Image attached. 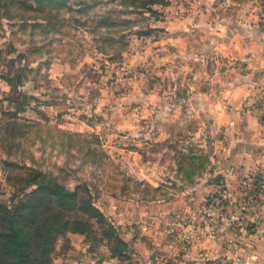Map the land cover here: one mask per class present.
I'll return each instance as SVG.
<instances>
[{"label": "rangeland", "instance_id": "374dc122", "mask_svg": "<svg viewBox=\"0 0 264 264\" xmlns=\"http://www.w3.org/2000/svg\"><path fill=\"white\" fill-rule=\"evenodd\" d=\"M234 83L253 93L239 110ZM260 109L264 0H0V205L42 220L56 186L75 193L47 264H244L198 242L229 204L208 174L222 129Z\"/></svg>", "mask_w": 264, "mask_h": 264}, {"label": "crops", "instance_id": "0c3cea01", "mask_svg": "<svg viewBox=\"0 0 264 264\" xmlns=\"http://www.w3.org/2000/svg\"><path fill=\"white\" fill-rule=\"evenodd\" d=\"M239 85L241 86L238 87ZM231 87L233 89L229 92L228 99L238 108L234 109L239 110V103L248 93L250 86L234 83ZM249 94L253 93L249 91ZM261 113H264V109L254 112V117L247 115L256 120L260 119ZM238 115L240 116L239 113ZM244 126H239L236 121L233 128L227 126L222 129L226 136L221 150L214 155L216 158L212 159L211 171L208 174L223 180L224 196L229 204L222 210L213 211V230L208 236L201 235V241L198 243L208 250V255L231 246L232 255L241 257L244 264H264V192L244 215L245 221L240 227H236L233 221L240 213L237 203L242 197L243 181L255 176H264V120ZM248 193L250 194V189H247L246 194Z\"/></svg>", "mask_w": 264, "mask_h": 264}, {"label": "trees", "instance_id": "16d2710c", "mask_svg": "<svg viewBox=\"0 0 264 264\" xmlns=\"http://www.w3.org/2000/svg\"><path fill=\"white\" fill-rule=\"evenodd\" d=\"M38 189H44V186L40 185ZM36 194L37 192L33 191L29 196V200H34L33 198ZM74 194V191L63 185L56 186L50 192V196L55 198L57 209L52 214L45 215L42 220L35 218L33 214L22 213L20 210L12 212L0 205L3 219L9 225L7 229L0 228V264H47V254L51 243L56 242L59 236L66 233L63 224H57L59 221L57 219H60V216L62 218L61 209L70 208ZM40 201V198H38L34 201V204ZM90 209L99 213L92 205ZM21 220H29L30 222L33 220L35 222L41 221L45 222V224L36 228V235L31 237V235L24 234L22 229L16 224V222H20ZM101 221L98 220L99 223ZM101 231H103L102 235L107 240L112 252L123 259L126 258L129 254L127 243L116 234L113 225L104 223L102 224ZM113 242L116 243L115 246H113ZM119 246L124 247V249L119 248Z\"/></svg>", "mask_w": 264, "mask_h": 264}, {"label": "built area", "instance_id": "2783aa9c", "mask_svg": "<svg viewBox=\"0 0 264 264\" xmlns=\"http://www.w3.org/2000/svg\"><path fill=\"white\" fill-rule=\"evenodd\" d=\"M241 186L244 191H247V189H250V196H251L249 197L250 200L248 201L246 200V202L244 201L245 203L243 204V207H242L243 209H246V208L248 209L255 204V201L257 200L259 195L264 192V176H255L254 178L245 179L243 183L241 184ZM218 187L221 189V191L219 192V194H221L225 187L223 181L219 182ZM215 205H217V201L214 199L212 200V203L209 205V207L205 209V212L210 214L212 209L215 207Z\"/></svg>", "mask_w": 264, "mask_h": 264}]
</instances>
